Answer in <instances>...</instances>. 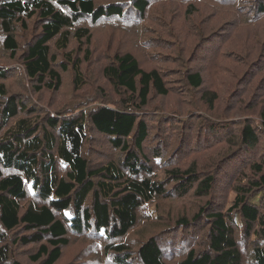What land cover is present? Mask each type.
<instances>
[{
  "label": "trees",
  "instance_id": "obj_1",
  "mask_svg": "<svg viewBox=\"0 0 264 264\" xmlns=\"http://www.w3.org/2000/svg\"><path fill=\"white\" fill-rule=\"evenodd\" d=\"M218 1L238 5V18L245 14L240 8L243 0ZM256 1L260 16L264 13V0ZM123 4L121 1L104 3L97 0H0L2 44L12 58L23 52L26 75L35 83L37 92L47 88L55 93L64 85L62 71H67L69 64L76 74V82L79 80L82 61L75 58L77 55L73 56L74 50H64L70 47L73 38L80 47L84 39L91 43V29L78 28L76 23L90 18L97 24L112 17L129 23L135 17H145L151 6L148 0H135L126 9ZM195 6L197 2H191L184 10L191 14ZM207 17L210 21L216 16L211 13ZM27 19H35L38 21L35 26L40 27L21 49L16 30L19 25L27 28ZM209 21L205 19L204 23ZM202 26L205 28L206 24ZM220 28L212 29L213 39L221 40L216 48L217 42L210 46L214 52H220L225 45L222 42L228 40L227 36H222L225 32L220 33L228 28ZM202 36L203 32H199L201 42L197 46L208 57L209 47L204 45ZM163 41L176 48L174 40L164 38ZM60 51L69 64L61 60L57 62ZM90 53L87 48L86 54ZM169 55L172 57L171 53ZM113 57L109 64H104L103 71L116 89L123 92L121 107L103 105L89 112L67 116L34 114L37 107H29L25 99L9 94L8 88L0 81V130L12 122L0 137V264H25L14 256L13 248L17 245H35V252L29 257L32 263L57 264L64 247L70 244L69 231L79 235L86 232L105 235L108 243L104 244V253L111 256L115 264H247L244 250L249 248L253 261L264 264V158L258 160L257 157L246 163L230 160L232 162L228 161L219 173V168L209 170L196 161L168 170V175L178 182L175 187L180 195L195 187L196 195L209 197L217 190L219 181H225L230 187L233 185L236 198L228 214L222 212V207L207 201L191 216L179 215L174 225L164 223L163 229L138 248L130 247L124 241L115 243L139 224V210L147 201L168 191L162 181L153 180L150 162L159 160L162 163L164 153L170 147L162 150L149 145V133L155 125L150 121V126L141 113L155 94L166 97L172 85L166 79V67L146 69L130 51L117 52ZM187 63L183 90L202 91V103L212 109L217 91L203 89L205 78L201 69H194L191 61ZM7 75V69L0 70L2 79ZM22 111L28 115L20 117ZM157 115H160L161 122L163 115ZM229 124L227 121L214 122L209 127L211 131L205 134L232 132L225 141L235 144L236 149L243 144L238 150H230L239 156V160L242 151L252 153L264 143V109L260 116L246 120L237 131L235 128L234 131L233 128L227 130L225 125ZM91 127L99 135L110 137L112 145L124 156L121 161L112 159L103 165L91 162L86 154ZM236 138L239 142L235 143ZM192 139L198 141L192 136L188 145L186 139L177 142L174 153L180 154L184 148L189 151L193 146ZM62 167H66L64 173H61ZM247 169L251 172H246ZM29 194L37 200L28 201ZM26 201L29 204L25 206ZM200 219L205 233L195 245L187 246L183 258L168 263L166 250L173 240L165 231L179 227V232L185 236L184 243L190 238L188 229ZM17 229H24L25 234L10 241L8 233ZM253 236L256 242L251 241ZM244 240L247 244L244 243L242 249ZM135 249L137 252L134 253Z\"/></svg>",
  "mask_w": 264,
  "mask_h": 264
},
{
  "label": "rangeland",
  "instance_id": "obj_2",
  "mask_svg": "<svg viewBox=\"0 0 264 264\" xmlns=\"http://www.w3.org/2000/svg\"><path fill=\"white\" fill-rule=\"evenodd\" d=\"M97 1L104 3L121 1L126 9L135 0ZM148 1L151 6L146 16L135 17L129 23L124 19L113 17L109 20L99 21L97 24H94L90 18L76 23L78 28L89 27L91 29V43H86L84 39V43L80 47L76 38H73L70 47L64 50V52L74 50L73 56L77 55L75 58L79 57L82 61L78 82L75 80L74 69L66 60L64 61L63 52L58 53L57 62L61 60L62 63L69 64V69L62 71L64 85L55 93L47 88L39 92L34 89L35 83H32L26 75L23 52L20 50L21 52L15 58L10 56V51H7L2 44L3 32L0 28V70H8L7 77L3 79L0 77V81L8 88L9 94H16L17 99L20 100L25 99L28 101L29 107H37L34 114L67 116L89 112L103 105L121 107L124 94L122 95L123 92L116 89L114 83L106 77L103 71L104 64H109L117 52H132L141 60V65L146 69L167 68L166 79L170 82V86L172 85V89L166 97L155 94L147 108L141 113V117L150 126L151 122L155 125V128H152L149 133L150 137L147 140L149 145L162 150L170 147L164 153L165 157L162 163L159 160L150 162L154 172L153 180L162 181L168 191L164 195L147 201L139 210L141 218L139 224L127 236L121 240H115L116 244L124 241L134 248H138L144 241L156 235L159 230L163 229L164 223L165 225H174L179 215L191 216L200 206H205L207 201L212 202L211 204L214 206L222 207L224 214H228L229 208L233 205L236 198L233 185L232 187L227 186L225 181L221 180L223 182L217 183V190L209 197L196 195L195 187L180 195L175 187L178 182L168 175V170L196 161L200 166H205L209 170L219 168V173L230 160L234 163H239V161L246 163L255 157L258 160L264 158V143L258 145L252 153L242 151L239 160V156L230 151L235 144L225 141V138L232 132L205 134L211 131L209 127L214 122L227 121L230 124L225 125L226 129L233 128L234 131L235 128L237 131L246 120L260 116L264 109V13L259 16L258 5L256 7L257 1L243 0L240 8L245 14L240 15V18H238L237 12L238 5H225L218 0ZM194 1L197 2V6L190 14L184 10L185 5ZM227 1L234 2L235 0ZM211 13H215L216 17L209 21L207 16ZM205 19L209 22L204 23ZM231 21L232 23H230ZM234 22L237 24L233 25ZM27 23L29 24L27 28L19 25L16 30L18 40L22 43V45L20 44L21 49L25 48L27 42L39 32L40 25L35 26L38 21L27 19ZM203 24H206L205 28L202 26ZM213 27L228 28L226 31H219L220 33L225 32L223 37H228L226 43L222 42L225 45L220 52H214L210 47L217 42V39H213L215 36L212 34ZM199 32H203L204 45L209 47L208 57H205L207 53L204 50L202 53L197 46L201 42ZM164 38L174 40L172 42L176 48L164 42ZM219 43H221L220 39L215 48ZM53 47L57 52L54 44ZM87 48L91 50L90 54H86ZM170 53L173 58L169 55ZM187 62L194 69H201L205 78L203 89L217 91L218 97L212 109L202 103V91L183 90ZM157 114L163 115L164 119L161 122H159L160 115ZM27 115V112L20 113V117ZM11 125L12 122L5 128H1L0 137L7 132ZM205 125L206 128L203 127ZM157 126H160V129L157 130ZM156 132L158 133L156 134ZM184 135L188 136L184 137ZM88 136L90 140L86 144V154L93 164L103 165L112 159L121 161L124 158L122 152L112 145L110 137L99 135L92 127ZM192 136L197 137L198 141L192 139V148L189 151L184 148V152L176 155L173 151L176 143L179 144V141L186 139L185 144L188 145ZM236 142H239V138L235 139ZM242 145L240 144L238 149ZM229 153L231 154L227 156ZM149 155L152 156V152ZM62 169L61 173H64L66 167H62ZM246 172L250 173L251 170L247 169ZM218 173L217 175H220ZM36 200V197L29 194L28 201ZM28 201L23 205H28ZM193 225L191 229H188L187 234H190V238L187 240L189 241L184 243L182 240L185 239V236L179 232L181 230L179 227L165 231L174 241L169 239L170 244L166 250L169 254L167 256L168 263L183 258L187 246L191 243L195 245L199 237H202L204 232L202 219L193 222ZM240 230L242 229L240 228ZM23 234H25L24 229L10 231L8 233L9 240ZM104 237L105 235L97 236L87 232L79 235L69 231L70 244L64 247L63 255L57 264H115L113 258L104 253V244L108 243ZM251 241L256 242V237L253 236ZM244 243H246L245 240L241 243L242 249L245 248ZM33 246L35 245L15 246L13 248L14 256L25 264H37L32 263L29 259L30 255L35 252ZM171 246L174 248L170 249ZM251 250V248L244 250L246 262L247 264H257L252 259ZM135 252L137 249L134 250ZM177 254L181 256L176 257Z\"/></svg>",
  "mask_w": 264,
  "mask_h": 264
}]
</instances>
